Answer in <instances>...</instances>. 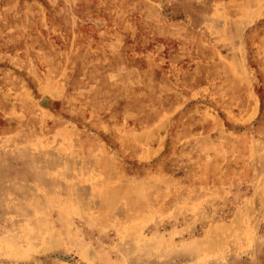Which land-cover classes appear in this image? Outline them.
<instances>
[{
	"label": "rangeland",
	"instance_id": "374dc122",
	"mask_svg": "<svg viewBox=\"0 0 264 264\" xmlns=\"http://www.w3.org/2000/svg\"><path fill=\"white\" fill-rule=\"evenodd\" d=\"M0 264H264V0H0Z\"/></svg>",
	"mask_w": 264,
	"mask_h": 264
}]
</instances>
